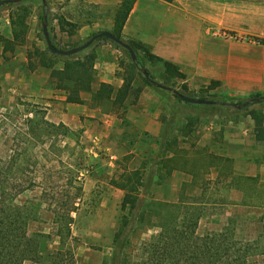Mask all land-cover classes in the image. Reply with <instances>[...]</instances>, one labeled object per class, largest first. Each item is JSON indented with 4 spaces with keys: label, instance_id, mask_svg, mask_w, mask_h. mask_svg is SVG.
Masks as SVG:
<instances>
[{
    "label": "rangeland",
    "instance_id": "obj_1",
    "mask_svg": "<svg viewBox=\"0 0 264 264\" xmlns=\"http://www.w3.org/2000/svg\"><path fill=\"white\" fill-rule=\"evenodd\" d=\"M22 1L18 5L21 7L19 10L16 6L11 8L10 2L0 5V33L2 34L6 27L10 28L11 13L16 19V12L22 13V8H27L29 14L25 18L26 33L23 43L32 29L28 40L33 41L34 51L37 48L33 43L37 40L40 44H45L42 34L43 21L40 22L38 18L40 15L47 14L49 35L54 36L51 40L60 49L79 46L95 32L77 31L86 24L91 27L98 11L95 5L87 0H78L79 2L75 3L76 13L78 14L77 4L80 10L77 19L79 25L74 24L75 26L63 17L70 9L69 0H45L46 5H43L41 0ZM115 1L112 0V4L106 6V9L113 8ZM5 20H8L9 24L5 23ZM98 27L103 29L107 25L100 24ZM214 30H211V33L220 31L228 34V38L215 35L224 41L243 40L235 31L224 28ZM62 32L72 34L73 37L67 39L66 34ZM256 40L261 43L259 40L262 39ZM100 43L117 47L110 40L100 38L73 55L78 61H83L90 55L96 56L95 50ZM19 45L14 44V51ZM13 52L7 51L5 60L0 61V188L16 191L22 186L26 187L11 204L27 205L29 233L40 235L42 259L39 263L26 261L24 264H103L112 253V237L122 214L120 203L124 195L121 189L120 192L115 190L112 193L113 191H107L105 186L125 167L143 169L141 165L153 156V152L158 149L157 145L154 138L135 126V121L132 120L109 128L97 125L95 128L98 129H93L94 127L89 125V131L85 127L66 126L50 120L46 110L29 101L23 89L16 88L14 70L20 64L11 58ZM121 54L124 60L129 59L122 50ZM136 57L137 68L129 61L127 70L139 90L142 89L145 78L142 71H145L151 80L191 97L200 98L202 89V95L205 96L206 92L209 93L215 86L211 82L198 89H191L185 81L186 76L183 79L170 78L166 76L160 63L150 62L141 51ZM135 71L136 76L133 74ZM150 87L159 95L165 96L162 101L165 119L163 127L168 126L170 133L174 135L178 134L182 127L193 123L192 128L197 129L202 137L211 136L217 126H225L228 123V114L247 111L254 104L245 106L246 109H236L223 104H237L238 100L246 99L249 95H229L231 97L226 98L230 102L191 104L177 99L170 91L155 85ZM209 100L215 103L214 100ZM248 113L252 116L262 114L255 109L249 110ZM262 117L260 118L263 119ZM91 131L98 134L92 136ZM95 136L98 140H94ZM111 156L113 158H110ZM116 156L117 165L104 166L109 159ZM110 167L113 168L109 170ZM160 168L161 165L147 162L144 168L146 180L141 190L143 193L147 191V199L174 203L176 208L135 227L122 264H140L144 244L179 223L184 217L197 222L198 235L223 233L245 251L248 264H264V184L258 187L255 183L250 184V181H238L240 186L249 189L238 202L234 198L220 196V187L231 186L235 178L226 177L220 183L216 176L212 179L201 173L194 180L191 176H184L183 179L179 176H163L160 180L158 175L164 172ZM6 170L9 171L10 177L8 183L3 174ZM90 177L99 188H88L86 182ZM180 183L186 186L187 204L181 203L179 199ZM103 200H109L108 204L103 203ZM184 205L190 208V216H185ZM70 206L74 207V210L67 212Z\"/></svg>",
    "mask_w": 264,
    "mask_h": 264
},
{
    "label": "crops",
    "instance_id": "obj_2",
    "mask_svg": "<svg viewBox=\"0 0 264 264\" xmlns=\"http://www.w3.org/2000/svg\"><path fill=\"white\" fill-rule=\"evenodd\" d=\"M76 1L69 0L70 9L63 15L73 26L78 24L80 12L77 4L76 13ZM120 1L116 0L113 8L108 10L106 6L111 5L112 0H87L98 11L91 27L86 24L77 31L94 30V34L111 32L114 12ZM5 23L9 24V21L5 20ZM100 24L107 27L99 28ZM219 28L235 31L243 40L219 39L214 32ZM10 30L11 26L6 27L0 34L12 39ZM211 30L214 31L211 33ZM31 32L32 29L25 43L17 46L11 54V58L20 64L14 70V80L16 88L23 89L29 101L46 110L50 120L66 126L85 127L88 131L89 125L93 129H98L95 126L99 125L109 128L132 120L135 126L150 134L156 144L155 140L165 124L162 109L164 95L151 88V82L148 85L143 80L141 90L135 86V80H131L127 70L129 59L124 60L119 48L100 43L95 50L88 80L70 81V86L78 82L86 88L71 92V87L63 88L64 60L47 53L46 42H34L37 48L34 51L33 41L28 40ZM62 33L67 39L73 37L72 34ZM122 36L125 40L142 43L152 54L176 65L186 76L185 81L191 89L217 82L210 94L241 97L259 93L264 96V43L256 40H264V0H135L123 26ZM5 54L0 42V61L5 60ZM133 74L136 76L137 71ZM73 95L77 101L70 102L68 97ZM261 102L254 103L247 111L228 114V123L217 126L211 136L202 137L195 129L192 141L199 147H205V153L214 157L211 159V178L220 174V183L226 177L235 178L231 186L220 187V196L224 198H234L238 202L244 198L249 189L240 186V180L250 181L258 187L264 184V101ZM252 109L262 114L252 116L248 113ZM91 134L98 133L91 131ZM94 140L98 138L95 136ZM224 158L230 162L228 172L222 167ZM117 160V156L109 159L104 166L117 165ZM169 176L190 177L181 169L173 170ZM86 184L88 188H99L92 177ZM180 185L181 189L183 183ZM105 188L112 193L121 191L109 183ZM108 201L103 200V203L108 204Z\"/></svg>",
    "mask_w": 264,
    "mask_h": 264
},
{
    "label": "trees",
    "instance_id": "obj_3",
    "mask_svg": "<svg viewBox=\"0 0 264 264\" xmlns=\"http://www.w3.org/2000/svg\"><path fill=\"white\" fill-rule=\"evenodd\" d=\"M135 0H121L114 12V24L111 32L118 38L127 43L135 52L136 56L141 51L145 58L152 63H160L163 67L164 73L170 78L183 79L185 75L179 71V68L173 63L164 60L152 54L148 47L142 43L134 40H125L122 36V29L125 21L131 11ZM23 1H11L9 5L11 8L16 6L17 10L21 8L18 6ZM22 13L16 12L17 17L14 19L13 14H10L12 39H7L0 34V42L3 44V52H13L14 44H21L24 42V35L26 33L25 18L28 16V9L22 8ZM40 22L43 21V15L39 17ZM108 40L106 38H103ZM261 43L264 40H259ZM112 44L120 48L123 53L128 56L134 68H137L135 61H131L129 52L120 45L110 41ZM55 45V44H53ZM56 46V45H55ZM75 46V45H74ZM73 47V46H71ZM47 49V48H46ZM50 55L60 57L64 60V73L61 76L65 81L63 88L71 87V92L78 89H85L86 87L76 82L70 86V81L88 80L89 69L94 61L95 56L90 55L85 57L83 61H78L74 55L63 56L55 55L46 50ZM146 84L151 85L150 81L144 78ZM214 85L217 82H213ZM103 87H105L103 85ZM105 89V88H104ZM200 98H208L215 101L214 104L222 102H230L227 99L229 95L209 94L206 92L205 96ZM261 94L254 93L249 95L246 99L238 100V105L245 101H250L253 98L260 97ZM177 99H180L175 95ZM223 97H227L224 99ZM70 102L77 101L73 96H69ZM229 107H232L229 105ZM247 107H244L246 109ZM237 109V108H236ZM193 124V123H192ZM190 126H184L179 130L178 134L170 133L169 127L165 125L159 136L156 139L157 151L148 159L154 165H161L158 179L168 177L175 169H181L187 172L192 179H196L198 174H204L211 177V159L212 155L205 153V147H199L196 142L192 141L195 137V129ZM197 138H195L196 140ZM188 146V147H186ZM223 169L228 172L229 160L224 158ZM144 162L141 167L145 168L147 162ZM127 169L124 168L116 178H111L110 184L118 189L124 191L120 203V211L122 212L119 218V224L115 230L112 238V253L103 264H122L125 259V251L130 244V237L135 231L138 224H144L152 217H159L163 212H168L176 208L174 203H166L155 200L154 198L147 199V191L142 192L144 187L145 169ZM4 177L8 183L10 177L9 171L6 170ZM220 174L216 176L217 181L220 180ZM186 186L182 185L179 191V199L181 203L187 204ZM26 190L25 186L20 187L16 191L11 189L0 188V264H24L26 261H35L39 263L42 259L40 235H31L29 233V209L27 205H14L11 201L20 193ZM189 207L183 206V212L186 215H191ZM74 210L70 206L67 212ZM197 222L187 219L175 223L169 229H165L163 233L157 235L152 241L144 244L141 253L140 264H248L247 254L239 247V244L233 241L227 235L207 234L198 235L196 232Z\"/></svg>",
    "mask_w": 264,
    "mask_h": 264
},
{
    "label": "water",
    "instance_id": "obj_4",
    "mask_svg": "<svg viewBox=\"0 0 264 264\" xmlns=\"http://www.w3.org/2000/svg\"><path fill=\"white\" fill-rule=\"evenodd\" d=\"M11 1H19V0H1L0 1V5L11 2ZM43 5H46V1L45 0H41ZM42 33L43 36L45 38V42L47 45V49L50 53L55 54V55H63V56H70L73 54H76L84 49H86L87 47H89L95 40L100 39V38H106L118 45H120L121 47H123L124 49H126L129 54L130 57L133 61L136 60V54L134 52V50L127 44L125 43L123 40H121L120 38H118L116 35H114L112 32L110 31H100L98 33L93 34L88 40H86L84 43H82L79 46L76 47H72L70 49H60L57 48L53 45L49 33H48V29H47V14H45L43 16V23H42ZM144 76L156 87L167 90L172 92L174 95L178 96L182 101L187 102V103H191V104H198V105H210V104H214L213 101L209 100V99H203V98H198V97H191L188 95H184L182 93H180L178 90L173 89L169 86H165L162 85L160 83H157L153 80H151L148 76V74L145 71H142ZM264 100V96H260L258 98H253L250 101H246L241 105L238 104H231V103H223L224 105H230L233 106L237 109H241L242 107H245L247 105H249L250 103H258L260 101Z\"/></svg>",
    "mask_w": 264,
    "mask_h": 264
},
{
    "label": "built area",
    "instance_id": "obj_5",
    "mask_svg": "<svg viewBox=\"0 0 264 264\" xmlns=\"http://www.w3.org/2000/svg\"><path fill=\"white\" fill-rule=\"evenodd\" d=\"M215 35L221 36L223 38H228L229 37L226 32H220V31L215 32Z\"/></svg>",
    "mask_w": 264,
    "mask_h": 264
}]
</instances>
